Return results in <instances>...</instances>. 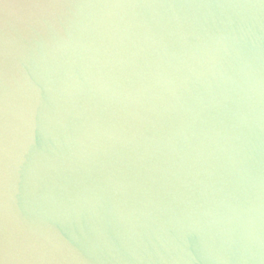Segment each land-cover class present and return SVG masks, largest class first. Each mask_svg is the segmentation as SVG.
Instances as JSON below:
<instances>
[{
	"label": "water",
	"instance_id": "95a60500",
	"mask_svg": "<svg viewBox=\"0 0 264 264\" xmlns=\"http://www.w3.org/2000/svg\"><path fill=\"white\" fill-rule=\"evenodd\" d=\"M0 264H264V0H0Z\"/></svg>",
	"mask_w": 264,
	"mask_h": 264
}]
</instances>
